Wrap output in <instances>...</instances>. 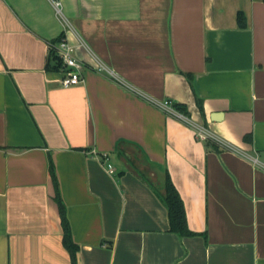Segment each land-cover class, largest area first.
<instances>
[{"label":"crops","instance_id":"0c3cea01","mask_svg":"<svg viewBox=\"0 0 264 264\" xmlns=\"http://www.w3.org/2000/svg\"><path fill=\"white\" fill-rule=\"evenodd\" d=\"M63 216L76 264H264V0H0V264H73Z\"/></svg>","mask_w":264,"mask_h":264},{"label":"trees","instance_id":"16d2710c","mask_svg":"<svg viewBox=\"0 0 264 264\" xmlns=\"http://www.w3.org/2000/svg\"><path fill=\"white\" fill-rule=\"evenodd\" d=\"M238 22L241 27H246L247 26V20L245 15L242 12H239L238 14ZM60 39V38H59ZM53 43H56L54 41ZM50 54L53 56V59L56 62V67L60 68L63 65L62 59L58 55L56 49L54 46H51L50 49ZM185 104L183 103H175L174 107L182 112H185ZM209 143L211 145L216 146L215 143L212 142L211 139H208ZM165 192L163 194V200L166 203L169 211V218H170V230L178 233L181 236H187V235H193L195 234L194 231H192L188 225L187 222V215H186V210L184 206L183 199L171 180L169 174H167V177L165 179ZM58 196V195H57ZM59 200L60 208H61V213L64 215L63 211V204L59 197H57ZM63 224H64V229H65V244L67 247L70 249L73 257V264H76V250H77V245L71 238V231L68 222L65 220L63 216Z\"/></svg>","mask_w":264,"mask_h":264},{"label":"built area","instance_id":"2783aa9c","mask_svg":"<svg viewBox=\"0 0 264 264\" xmlns=\"http://www.w3.org/2000/svg\"><path fill=\"white\" fill-rule=\"evenodd\" d=\"M56 6L58 11H60V2L56 1ZM58 55L62 59L63 69H62V84L65 87H69L72 85L79 84L83 80L82 74V64L80 60L77 58L74 50V46L71 45L64 36L57 41V43L53 44ZM165 107L167 109L174 111V106L166 102ZM181 116H183L181 114ZM186 118L185 116H183ZM188 119V118H186ZM198 136L202 139H210L212 136L207 128L203 125H194ZM110 172H115V168L113 165L109 164Z\"/></svg>","mask_w":264,"mask_h":264}]
</instances>
